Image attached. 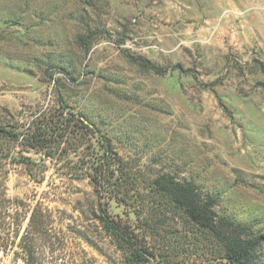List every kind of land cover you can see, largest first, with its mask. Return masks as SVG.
Returning a JSON list of instances; mask_svg holds the SVG:
<instances>
[{
    "label": "rangeland",
    "instance_id": "374dc122",
    "mask_svg": "<svg viewBox=\"0 0 264 264\" xmlns=\"http://www.w3.org/2000/svg\"><path fill=\"white\" fill-rule=\"evenodd\" d=\"M60 113L111 142L118 199L91 180L101 138L39 149L0 135V264H23L32 213L41 264H129L105 206L144 236L142 264H230L157 194L161 176L264 234V0H0V126Z\"/></svg>",
    "mask_w": 264,
    "mask_h": 264
},
{
    "label": "trees",
    "instance_id": "16d2710c",
    "mask_svg": "<svg viewBox=\"0 0 264 264\" xmlns=\"http://www.w3.org/2000/svg\"><path fill=\"white\" fill-rule=\"evenodd\" d=\"M153 69L156 73H163L159 68ZM63 115L60 113L44 123L36 120L25 130H19L18 126H8L9 129L0 126V135L9 140H21L26 146L39 149H48L61 142L69 131L75 133L82 130L92 137L101 138L103 152L97 156V163H93L95 166L91 180L97 193L102 192L103 196L111 197L113 166L120 173L118 177L123 179L122 170L125 165L113 150L111 142L80 114H69L71 118ZM153 188L158 195L169 199L173 208L181 211L192 224L207 234L221 248L223 258L228 263L256 264V253L264 245V234L252 232L224 217H217L213 210L214 200L210 197L202 198L190 182H179L161 176L153 182ZM112 199H118L117 194ZM98 220L107 234L115 240L117 247L129 252V264H142L152 257L144 236L129 222L111 215L107 206L100 210ZM30 222L29 229L21 236L18 248L22 253L23 264H41L39 256L42 255H38L41 249L34 243L38 235L33 226L35 213L31 214Z\"/></svg>",
    "mask_w": 264,
    "mask_h": 264
}]
</instances>
